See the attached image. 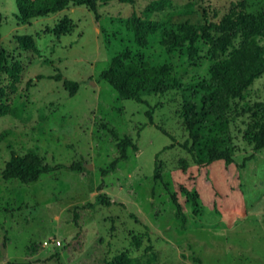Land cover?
<instances>
[{
    "label": "rangeland",
    "instance_id": "obj_1",
    "mask_svg": "<svg viewBox=\"0 0 264 264\" xmlns=\"http://www.w3.org/2000/svg\"><path fill=\"white\" fill-rule=\"evenodd\" d=\"M96 6L97 19L85 6H69L19 23L16 0H0V48L9 66H21L14 84L0 75V101L19 112L0 118V132L10 131L0 144V264H109L122 255L144 259L146 246L155 264H264V148L254 150L243 138L248 110L263 100L264 73L235 102L218 142L232 164L199 167L181 148L191 145L186 117L211 77L204 27L230 8L264 15V0H96ZM136 19L141 32L151 24L143 45L136 42ZM58 29L64 34L57 36ZM260 33L255 40L264 49ZM16 35L32 36L37 52L22 51ZM119 55L122 67L134 70L126 97L98 80ZM57 73L79 83L74 96L48 78ZM135 96L152 108V126ZM124 136L137 151L128 149L127 159L102 177ZM11 152L81 168L30 184L5 181L1 171ZM100 181V193L115 204L82 209ZM183 189L198 194L199 215ZM51 238L61 247L43 246Z\"/></svg>",
    "mask_w": 264,
    "mask_h": 264
},
{
    "label": "trees",
    "instance_id": "obj_2",
    "mask_svg": "<svg viewBox=\"0 0 264 264\" xmlns=\"http://www.w3.org/2000/svg\"><path fill=\"white\" fill-rule=\"evenodd\" d=\"M131 0H122L123 3ZM73 6H85L91 11L95 19L98 18L96 0H16L17 22L26 23L32 19L44 17L65 8ZM1 20V18H0ZM141 21L135 20L134 31L136 42L143 45L146 42V35L152 31L151 24L146 23V29L141 32ZM264 30V15H251L243 11H236L232 8L220 20L209 22L204 27L202 35L210 45V55L213 61L211 66V77L207 83L200 86L201 95L198 103L195 104L187 114L186 129L189 132V141H184L181 148L190 153L194 162L199 167H204L215 161H222L225 165L233 163L232 155L226 149L218 147L221 135L226 129L228 116L234 109V104L242 98L243 93L251 86L252 82L264 73V49L255 40ZM64 32L58 29L57 36ZM189 39H191L189 37ZM18 47L25 52H37L33 37L30 35H16L14 37ZM121 56L112 60L108 69L98 75L99 81L106 82L110 87L119 93V96H130L129 79L134 76L132 67H122ZM21 66L15 62L8 65V55L0 48V75L7 74L12 83L19 79ZM55 82H62V86L70 97L74 96L79 88V83L62 79L57 73L48 77ZM147 77H141L144 81ZM136 103L144 104L148 109L145 112L148 124L153 125L152 108L146 101L135 96ZM249 122L244 131L243 138L248 141L254 150L264 148V96L263 100L255 102L248 110ZM18 109L15 106L4 104L0 101V118L10 116L18 117ZM159 129V127H156ZM10 131L0 132V144L9 136ZM119 156L109 163L106 168L100 169L102 177L114 171L118 161L127 159L126 151L130 149L137 151V146L124 136L116 143ZM170 145L168 148H170ZM250 158H246L248 161ZM80 162L70 164H49L43 161L37 154L26 153L23 155L11 152L8 161L1 171V178L5 181L16 179L22 184L36 182L40 176L47 175L61 170L79 172ZM154 178H159L157 169H154ZM104 187L103 181L97 186V194L93 200L83 205L82 209H94L98 206H110L115 204L109 198L100 193ZM187 201L193 210V215L200 214L198 204L199 197L196 192L183 189ZM171 201L176 206L175 219L179 221L181 229L186 228V216L183 213L175 195H171ZM146 232L148 227L142 223ZM145 258L129 257L122 255L109 264H155L156 253L150 246L144 248ZM199 261V259H195ZM6 264H24L7 262Z\"/></svg>",
    "mask_w": 264,
    "mask_h": 264
},
{
    "label": "built area",
    "instance_id": "obj_3",
    "mask_svg": "<svg viewBox=\"0 0 264 264\" xmlns=\"http://www.w3.org/2000/svg\"><path fill=\"white\" fill-rule=\"evenodd\" d=\"M43 246H45V247L53 246L54 248H59V247H61V243L59 240L51 238L50 240H45L43 242Z\"/></svg>",
    "mask_w": 264,
    "mask_h": 264
},
{
    "label": "water",
    "instance_id": "obj_4",
    "mask_svg": "<svg viewBox=\"0 0 264 264\" xmlns=\"http://www.w3.org/2000/svg\"><path fill=\"white\" fill-rule=\"evenodd\" d=\"M93 84V83H92ZM91 168V166H89Z\"/></svg>",
    "mask_w": 264,
    "mask_h": 264
}]
</instances>
